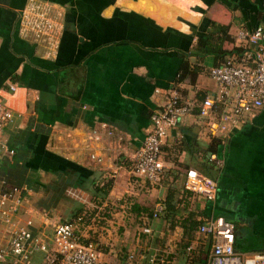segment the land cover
I'll return each mask as SVG.
<instances>
[{
	"label": "crops",
	"instance_id": "0c3cea01",
	"mask_svg": "<svg viewBox=\"0 0 264 264\" xmlns=\"http://www.w3.org/2000/svg\"><path fill=\"white\" fill-rule=\"evenodd\" d=\"M30 1L0 0V97L15 115L3 134L14 154H0V193L26 190L19 221L33 219L36 231L47 217L70 221L84 208L118 228L128 221L152 228L153 235L141 229L144 246L140 237L135 241L148 256L170 255L180 242L197 255L210 241L198 227L188 243L184 219L193 212L201 223L218 216L234 224L238 253H264V109L247 117L215 154L224 161L213 171L216 200L184 197L188 209L174 227L166 212L153 214L169 194V181L194 166L193 158L211 143L204 120L196 113L175 123L163 147L169 169L162 185L135 178L129 167L152 115L174 88L195 109L203 95L218 94L209 75L215 59L197 50L199 39L213 24L229 26L224 50L247 51L237 34L264 28V0H40L63 24L53 48L20 33L21 12ZM185 63L194 70L181 82ZM94 182L111 186L106 198L93 196ZM7 242L0 219V248ZM122 243L132 250L129 241ZM120 257L111 256L108 264H123Z\"/></svg>",
	"mask_w": 264,
	"mask_h": 264
},
{
	"label": "built area",
	"instance_id": "2783aa9c",
	"mask_svg": "<svg viewBox=\"0 0 264 264\" xmlns=\"http://www.w3.org/2000/svg\"><path fill=\"white\" fill-rule=\"evenodd\" d=\"M62 30L63 24L57 21L47 2L31 0L21 12L20 33L25 38L33 37L53 48L58 44ZM237 39L246 43L248 50L230 54L223 65L210 69L209 75L217 84L218 94L197 105V116L204 120L206 137L211 141L220 139L222 144L247 117L264 109V28L240 29ZM195 106L182 97L179 87L171 91L166 104L152 115L150 131L132 158L129 166L132 176L153 186L164 183L169 167L163 157V147L175 123L195 115ZM14 117L8 101L0 97V154H14L3 142L4 131L14 122ZM96 140H100L99 136ZM208 159L216 170L224 165V161L214 154ZM183 188L206 202H214L218 182L190 168L185 173ZM24 191L15 187L0 193V219L8 237L7 245L0 248V264H108L111 256H117L113 250L103 249L90 236L88 228L95 217L91 218L88 211L71 221L54 223L47 217L36 231H33L36 225L33 219L20 222L18 215L23 208ZM163 210L164 203L159 202L153 219ZM142 233L153 235L154 231L144 226ZM198 234L211 243L207 264H264V253L236 251L235 225L223 217L203 219ZM193 250L192 246L188 248L189 252ZM168 258L167 253L148 256L144 250L137 249L128 251L122 262L170 264Z\"/></svg>",
	"mask_w": 264,
	"mask_h": 264
},
{
	"label": "trees",
	"instance_id": "16d2710c",
	"mask_svg": "<svg viewBox=\"0 0 264 264\" xmlns=\"http://www.w3.org/2000/svg\"><path fill=\"white\" fill-rule=\"evenodd\" d=\"M229 30H230L229 26L213 24L212 30L206 36L201 37L199 39L197 50L200 53H202V55L204 56H213L215 59L216 67L223 65L225 63L226 57L232 53V52H226L224 50V43L229 34ZM193 70L194 69H192L188 63H185L181 68L180 81L183 82L185 79H187V77L190 75V73ZM206 97L207 96H204V95L200 97L199 98L200 102L197 100V105L203 102L206 99ZM194 111H195V114L199 113V107L197 106V108ZM221 146H222V141L220 139H213L211 143L208 146H206V148H203L204 150L203 152H199V153H202V155H200L198 158L192 157L193 160H195V165L193 164L194 166L186 167V171L190 167H193L197 169L198 171H200L201 173L214 178L213 171H216V169L214 167V163H212L208 159L206 154L207 153H212L214 155L217 154ZM191 153H192V150H191ZM186 171L184 173H179L175 178L169 181L170 190H169V194L166 200L164 201L163 212H166V219L168 223L171 225V227H174L175 224L178 222L179 220L178 215H180L184 210L188 209V204H187L188 202L183 200L184 197L186 198L192 195L186 192L183 188L184 176H185ZM181 178H182V182L179 183ZM93 187L94 189L93 191L91 190V192L93 193L94 197L102 195L104 198H106L111 190V186L109 185H105L104 188L96 187L95 182L93 183ZM180 192L183 196L182 200L178 199ZM182 204H184L183 207H181ZM85 211L87 210L84 208L82 209L78 208L76 209V212L73 215V217L76 218L82 215ZM184 222L187 225L186 234L189 237V240H188V243H189L193 232L196 229H198V227H200L201 222L197 221L196 214L193 212L189 213V215L185 217ZM188 245L189 244L186 243L185 246L188 247ZM204 246H205L204 248L202 247L198 251L197 255H195V259L193 258V260L190 263L207 264L211 243L208 242V244ZM112 261L115 262L114 259Z\"/></svg>",
	"mask_w": 264,
	"mask_h": 264
},
{
	"label": "rangeland",
	"instance_id": "374dc122",
	"mask_svg": "<svg viewBox=\"0 0 264 264\" xmlns=\"http://www.w3.org/2000/svg\"><path fill=\"white\" fill-rule=\"evenodd\" d=\"M73 209H75V207ZM96 212L97 211H94L91 216V218L95 217V219H93L92 221L90 220L91 229H88V230H89L90 236H93L92 238L96 240V242L103 249L113 250L117 255L121 256L120 259L123 261V259H125V256L128 253V248L123 247V245H125V243H122L123 240L129 241L132 245L131 249L136 250L137 244L135 241L137 240V238L140 237V240L142 241V245L141 244L140 245L144 246L143 245L145 244V242L143 243L144 238L141 237L142 236L141 229L143 227L138 226V222L135 223L133 221H128L125 224V226L118 228V226L114 225L113 222H108L107 220L98 219L96 217V214H97ZM103 212H106V211H103ZM72 219H74L73 215H72L71 220ZM102 228H104L105 230L103 231ZM186 243L187 242H180L177 244V247L173 250V252L169 251L170 252L169 260H171V262L174 261L176 263H180L183 260H187L188 262H191L192 257L195 259V255H196L195 252L194 251L189 252L187 250L188 247L185 246Z\"/></svg>",
	"mask_w": 264,
	"mask_h": 264
},
{
	"label": "water",
	"instance_id": "95a60500",
	"mask_svg": "<svg viewBox=\"0 0 264 264\" xmlns=\"http://www.w3.org/2000/svg\"><path fill=\"white\" fill-rule=\"evenodd\" d=\"M211 156V154H208V158Z\"/></svg>",
	"mask_w": 264,
	"mask_h": 264
}]
</instances>
